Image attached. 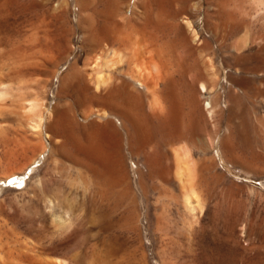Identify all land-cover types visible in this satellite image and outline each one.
Returning <instances> with one entry per match:
<instances>
[{"label": "rangeland", "instance_id": "374dc122", "mask_svg": "<svg viewBox=\"0 0 264 264\" xmlns=\"http://www.w3.org/2000/svg\"><path fill=\"white\" fill-rule=\"evenodd\" d=\"M128 44L151 52L135 56L141 76L148 65L143 85L122 73L92 90L87 71ZM0 56V75L29 89L0 109L45 89L34 99L50 119L33 181H0L4 262L264 264V0H0ZM10 147L0 175L15 169ZM180 156L186 186L174 174ZM185 187L202 209L193 219ZM53 217L72 223L57 229Z\"/></svg>", "mask_w": 264, "mask_h": 264}, {"label": "bare ground", "instance_id": "6f19581e", "mask_svg": "<svg viewBox=\"0 0 264 264\" xmlns=\"http://www.w3.org/2000/svg\"><path fill=\"white\" fill-rule=\"evenodd\" d=\"M185 26L189 29L190 33H192L191 34L192 37H197L196 34H195V31H193L190 28L189 22L186 21L185 22ZM126 43H128V42H126ZM123 47H122V49L120 47H117L118 49H116V47L115 48L113 47L114 49L112 47L111 48H107V50H105L106 51L105 52V56L102 57L103 59L100 58L101 61L99 62V64L97 63V65L94 66V67L91 66V68L89 69V71H87L90 74L88 82L91 85L92 90H94L95 92L106 90L107 86L109 85L108 83L111 81L110 77L111 76L114 77L115 75H119V74H122V73H123V75L125 74L126 76L130 77V79L132 78L131 80H133L134 82L136 81L135 84H138L140 86L143 85V81L144 80H143V77L142 76L145 75V72H147L148 65L145 66L146 67V71H144L143 75L141 76V74H142L141 73V71H142V67H141L142 60H140V62H139V59L140 58L138 57V60H137V57H135L137 55H140V53H141L140 51L138 52L139 48H138V50H135L134 49V51H136V52L135 53L133 52V54H134L133 55L132 52H131L133 50L131 49V51H130L129 44L127 46L128 48H126V47L123 48ZM136 47H138V46H136ZM131 48H133V47H131ZM144 53L146 54V52H144ZM150 53H148L149 55L148 54L145 55L144 58H143V55L144 54L141 53V56L140 57L143 58V60H144L145 57L147 56L148 59H149L150 58L149 56L151 55ZM151 57H153V56H151ZM157 58H158V56H157ZM153 60H154V58H153ZM145 62H148V61L145 60ZM210 68H212V67H210ZM157 69H158V67H157ZM206 69H207V67H206ZM150 71H151V69L149 70V73H150ZM213 71H214V69L212 70L211 73H213ZM1 72L2 71H0V74H1ZM154 73H158V72H154ZM147 74H148V72H147ZM3 75L2 76L0 75V108L7 101L8 102L10 101L9 103H11V104L12 103L13 104L17 103V100H15V99H18L19 100V96H21L22 93L24 94L25 91H27L23 87L24 85L22 86V84H21V87L24 88V91H23V89H21L20 85L17 83V82H19L18 80L16 81L15 78H13L14 80L13 79L6 78V77H9V76H6V77L4 76L3 77ZM155 75H157V74H155ZM59 76L58 75L55 76V82H58V79H59L58 77ZM150 76L151 75H149L148 77H150ZM214 78H215V72H214V75H213V78L212 79L215 80ZM109 79H110V81H109ZM10 80L14 81V86L11 85V84H9L10 82H8V81H10ZM15 82L17 83V86H16V83ZM34 82H36V81L34 80ZM24 83H27V82H24ZM28 83L26 85L27 88L29 86ZM30 85H32V84L30 83ZM39 86H42L43 87L44 85L42 84V85H39ZM33 87H35V86H33ZM33 87L31 86V88H33ZM108 87H111V86H108ZM39 88L42 89L41 87H39ZM34 89H36V87ZM155 89H156V87H154V90ZM21 90H22V93L19 94V92ZM44 90L42 92H44ZM199 90L202 93L209 91V90L207 91V87L203 83H201L199 85ZM34 91L37 92L38 89L37 90H34ZM150 91H152V90H149V87L145 86L144 92L147 94V96L149 95V101H148V107L149 108L148 109L150 111L151 110H154L155 111V110L158 109V102L159 101L156 100V98L154 96L155 95L154 91H152L154 93V95ZM35 92H33L31 94H33V96L35 98L37 96V99H38V97H39L38 95L39 94L37 93V95L35 96V94H36ZM38 92L40 93V95L41 94L43 95L42 92H40V91H38ZM27 93L29 94V89H28V92H26L25 94H27ZM111 93L109 92V94H111ZM110 96L112 97V95H110ZM22 97H20V101L18 102L17 107L14 106V109H11V110L8 109L10 106H12L11 104L8 106V108H6V109H8L7 111H4V110H1L0 109V156H1V154L3 155V154L8 153V150H6V148L8 149V146L9 147L10 146L12 147V148L10 147L9 149H13L14 148L16 150V152H17V150H19L18 154H16V155H13V154H12V156L11 155H7V157L8 156L9 157L11 156V157L10 158L8 157L7 161H5L4 163H7V164H11L12 163V165H14L13 168H15V169L12 170L11 172H9L10 171L9 170L7 172L2 173L0 175V181H1L2 184L5 185L6 182L8 183V181H12L13 180V183L17 184L19 187H23V186L25 187L26 184L29 181L32 180L33 174L35 173L34 171H37L36 169L39 166V165H37L35 163H37L39 161L40 155L43 153V151L45 149V146H44V142L45 141L43 139H44V137H45V139H49V135L44 131V125H46V123H47L46 120L49 118V112H48V110L45 108L44 104L41 101H37L36 99H34V97H33V100L25 98L26 96L24 97L25 99L24 98L22 99ZM28 98H30V97H28ZM157 98H158V96H157ZM13 100H15L16 102L13 101ZM5 105H4V107H6ZM122 105H123V103H122ZM12 108H13V106H12ZM204 109L206 111L207 116L209 118L212 117V114H214L213 113L214 110H212V106H211V103L210 102H206L204 104ZM154 111H152V112H154ZM93 116H96L97 118H101V119H103V118L106 119V117L108 116V114L105 111L104 112H101V113H93V112H90V113H85L84 114V118L86 120L88 119V117H93ZM48 120H50V119H48ZM46 142H47V140H46ZM48 143H47V145H48ZM37 147L38 148H41V150L40 151L37 150L36 149ZM28 149H31V151H33V153H34V151L37 152L35 154V157L33 159L29 160V162L26 165H24L23 167H19L18 169H16V166H18L17 165L18 164V160L20 158L19 156L21 154L22 155H26L24 153H26V150L28 151ZM174 152H176V151H174ZM174 154H176V153H174ZM182 154L180 153V155H182ZM185 154H186L185 157H187V153H184L183 155H185ZM176 156H177V154H176ZM2 157H4V156H2ZM7 157H4V158H7ZM181 157H182V159H181ZM174 159H175V157H174ZM4 160H6V159H4ZM184 160L185 159H183V156H180V158H178L175 161V163H174V165H175L174 174L176 176L175 178H177L181 182L182 185L184 184V186H186V184H187V176L190 175V173H188V172H189V169H190L191 166L188 168V164L186 162L188 160H186V161H184ZM1 162H3V161L1 160ZM1 162H0V164H1ZM192 179L190 178V181H192ZM36 183L41 187V190H42L43 189L42 179L37 180ZM189 183L190 182H188V184ZM191 185H192V183H191ZM187 187L189 188L190 186L187 185ZM187 187H185L186 189H184V192L185 191L186 192L185 193L184 192L182 193L183 194V197L181 198V201L183 202V204H182L184 206L183 208H185L184 211H186V213H188L187 215L186 214L185 215L187 216V218L190 217L191 219H193L191 216H193L195 218V216L197 214H199L202 209H201V206H200V204L198 202L199 199L197 200L198 197L196 198V192L194 193V191H192V190H194V188L192 190L191 189L187 190ZM45 202H46L47 206H48V204H51L52 203L53 204V208H52V205H50L51 207L48 206V207H50L52 209H55L54 207H57V206H59L61 204V203H59V205H58V202L57 201L55 203H53V201L51 199H49L47 201L46 198H45ZM56 203H57V206H55ZM60 207L62 209V206H60ZM60 207L59 208L57 207V209L60 210ZM47 211H49V210H47ZM50 213H52V212H50ZM195 213H196V215L194 216ZM189 215H191V216H189ZM56 218H59V219L56 220ZM56 218H54L56 222L54 220L53 221H54V224H55V228H57V229H63V228H65L67 226L66 223L68 224L69 222H71V221H69V222L67 221L66 222L64 218H63V220H61L62 218H60V217H56ZM66 220H68V217H67ZM189 222H190V220H189ZM54 224H53V226H54ZM2 257H4V256H2ZM2 257H1V254H0V264L7 263L8 261L7 262H4L5 259H2ZM8 260L10 261V259H8ZM13 261H15V260H13ZM11 263L8 262V264H11Z\"/></svg>", "mask_w": 264, "mask_h": 264}]
</instances>
